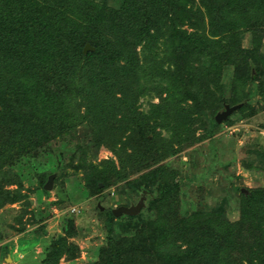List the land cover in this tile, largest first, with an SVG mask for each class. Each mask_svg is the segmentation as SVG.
Returning a JSON list of instances; mask_svg holds the SVG:
<instances>
[{
	"label": "trees",
	"instance_id": "obj_1",
	"mask_svg": "<svg viewBox=\"0 0 264 264\" xmlns=\"http://www.w3.org/2000/svg\"><path fill=\"white\" fill-rule=\"evenodd\" d=\"M263 28L264 0H0V208L25 199L13 167L83 125L81 138L70 135L79 143L68 166L85 189L138 175L126 186L155 214L101 213L106 243L89 264H264V186L238 190L231 221L220 207L183 209L180 181L158 165L199 140L198 122L217 128L226 104L249 107L248 93L223 97L226 68L235 86L264 88ZM245 33L259 46L243 47ZM151 93L158 103L139 110ZM101 148L114 158L98 160ZM47 174H38L43 192ZM65 224L42 264L76 255L74 224Z\"/></svg>",
	"mask_w": 264,
	"mask_h": 264
},
{
	"label": "rangeland",
	"instance_id": "obj_2",
	"mask_svg": "<svg viewBox=\"0 0 264 264\" xmlns=\"http://www.w3.org/2000/svg\"><path fill=\"white\" fill-rule=\"evenodd\" d=\"M256 42L250 34L243 35V47L256 48L259 46ZM260 52L264 54V38L260 42ZM233 79L232 68H226L222 75L223 97L230 101L234 95L241 98L248 93L245 103L249 107L233 113L228 121L208 133L202 130L203 121L198 122L194 137L199 140L179 148L174 146L175 152L158 164L172 170L175 179L180 181L183 209L213 212L220 207L231 221L238 219V190L264 186V88L253 82L244 88L235 86ZM150 103H158L152 93L139 99V110L147 112ZM73 131L67 142L56 138L43 148L46 156L33 158L30 163L22 161L13 167V172L20 175L19 179L13 180L20 181L21 187L8 188L18 187L25 199L0 208V264H42L45 248L51 239L64 236L62 230L67 219L74 224L75 235L68 240L76 246V255H65L58 264H89L98 260L99 249L106 243L105 216L101 213L142 201L140 213L150 220L155 217L154 211H145L146 195L142 192L139 197L126 186L138 175L126 180L112 179L111 186L96 194L85 189L82 173L68 166V158L71 149L79 143L76 139L81 138L86 129L78 125ZM159 131L163 137L170 138V132ZM71 134H75L76 139L70 137ZM97 158L114 157L107 149L101 148ZM43 171L48 173L43 188L48 177L54 175L52 188L43 189L44 192L38 182V174ZM3 181L0 179V183ZM100 188H103L102 184ZM73 209L75 213L71 212Z\"/></svg>",
	"mask_w": 264,
	"mask_h": 264
},
{
	"label": "water",
	"instance_id": "obj_3",
	"mask_svg": "<svg viewBox=\"0 0 264 264\" xmlns=\"http://www.w3.org/2000/svg\"><path fill=\"white\" fill-rule=\"evenodd\" d=\"M93 50L89 44H86L85 47L83 48V53L86 54L88 51ZM241 107L240 105H235V106H229V105H225L224 106V110L222 112H218L215 115V121L217 124H221L223 121H226L228 119L229 116H231L235 111L239 110ZM53 179H54V175H51L48 177L46 184L44 185V190L48 191L52 188V184H53ZM245 192V191H242ZM141 203H138L137 205H131L129 207L126 206H119L115 209H112V214L115 217H119L122 215H137L140 213L141 210ZM102 210V208H101Z\"/></svg>",
	"mask_w": 264,
	"mask_h": 264
},
{
	"label": "built area",
	"instance_id": "obj_4",
	"mask_svg": "<svg viewBox=\"0 0 264 264\" xmlns=\"http://www.w3.org/2000/svg\"><path fill=\"white\" fill-rule=\"evenodd\" d=\"M71 212H72V213H75V212H76V210H75V209H73Z\"/></svg>",
	"mask_w": 264,
	"mask_h": 264
},
{
	"label": "flooded vegetation",
	"instance_id": "obj_5",
	"mask_svg": "<svg viewBox=\"0 0 264 264\" xmlns=\"http://www.w3.org/2000/svg\"><path fill=\"white\" fill-rule=\"evenodd\" d=\"M223 110H224V109H223ZM223 110H222V111H223ZM222 111H220V112H222Z\"/></svg>",
	"mask_w": 264,
	"mask_h": 264
}]
</instances>
